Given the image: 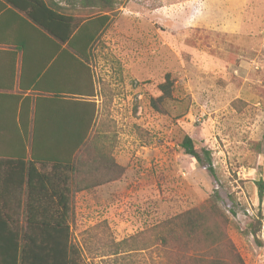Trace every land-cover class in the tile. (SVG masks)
<instances>
[{
    "label": "rangeland",
    "instance_id": "rangeland-1",
    "mask_svg": "<svg viewBox=\"0 0 264 264\" xmlns=\"http://www.w3.org/2000/svg\"><path fill=\"white\" fill-rule=\"evenodd\" d=\"M55 1L69 9L73 0ZM176 3L116 0L94 46L98 132L125 171L74 197L73 241L87 264H169L157 248L117 244L215 192L245 264H264V0H249L240 35L199 27ZM167 75L172 100L157 111L151 100ZM186 136L210 151L215 175L181 147Z\"/></svg>",
    "mask_w": 264,
    "mask_h": 264
},
{
    "label": "trees",
    "instance_id": "trees-1",
    "mask_svg": "<svg viewBox=\"0 0 264 264\" xmlns=\"http://www.w3.org/2000/svg\"><path fill=\"white\" fill-rule=\"evenodd\" d=\"M70 3L68 9L55 0H0V47L7 45L21 53L17 83L16 52L4 53L13 60L11 67L4 65L5 78H1L3 70H0V96L6 100L4 109L15 107L14 121L21 90L32 89L34 95H48L47 102L56 106L59 102L80 104L70 99L95 96L94 46L112 23L116 0ZM84 13L95 16L85 19L78 16ZM14 27L20 30L22 41L2 38L7 29ZM36 59L43 63L35 65ZM16 86L20 89L18 94L14 93ZM172 87L173 81L167 75L159 86L161 95L151 100L153 108L161 111L162 105L172 100ZM85 105L91 106V114L82 123L84 128L51 132L56 136L53 143L61 144L40 143L38 136L46 132L35 130L31 132L30 145L22 143L0 149V200L11 189H25L23 209L14 213V217L6 206L0 205V236L13 238L0 243V264H87L84 252L73 241L74 197L115 182L125 169L116 163L108 136L98 132L101 129L97 125L95 103ZM70 110L68 105L66 111ZM68 119L78 122L84 118ZM180 145L199 163L208 164L210 173L215 175L210 151L198 152L189 136ZM259 186L262 198L263 184ZM12 217L15 220L11 224ZM21 218L26 224L21 223ZM229 224L230 217L221 206L220 194L215 192L202 206L162 220L117 247L124 246L125 252L154 247L165 254L169 264H245L229 236ZM255 229L256 224H252L253 233ZM120 251L117 248L115 254Z\"/></svg>",
    "mask_w": 264,
    "mask_h": 264
},
{
    "label": "crops",
    "instance_id": "crops-1",
    "mask_svg": "<svg viewBox=\"0 0 264 264\" xmlns=\"http://www.w3.org/2000/svg\"><path fill=\"white\" fill-rule=\"evenodd\" d=\"M176 2V4H179L182 7L186 4L188 17L193 18L195 24L199 27H203L209 31H214L215 33H221L223 35H240L244 32V19L247 16L249 0H176ZM7 31L8 32H5L6 36L2 38L6 40L18 39L22 41L20 39V30L18 28H10V30L7 29ZM2 32L3 31L1 30V34ZM0 50L3 52L0 56V70H3L1 78H5V76H7V73L4 72L6 71L5 66L7 68L11 67L13 60H11V58L6 56L4 53L9 51L17 53V49H11V47H8L7 45H1ZM17 54L18 58L15 63V71L17 73V77L15 79L16 83L19 81L18 75L21 71V62L19 60L21 53L18 52ZM32 62L33 59L29 60L30 65ZM34 63L35 65H40L43 62L36 59ZM19 90V86H16L14 93L18 94L17 91ZM31 90L32 89L20 91L22 99L20 101L19 108L17 109V117L15 121L13 120L15 107L12 106V108L8 109L9 111L4 109L6 100H4L5 98L3 96H0V149L11 145H20L22 143L30 145L31 132H34L35 130L46 132L41 133L38 136L40 143L44 145L61 144L53 143V141H56V136H54L51 132L63 130L66 133L67 131L78 129V126L79 128H84V126L81 125L82 123L83 125L85 124V119L87 121L89 120L91 114V106H86L85 104L95 103L96 98V95L91 98L79 97L70 100L79 101L80 104L73 105L72 103L66 104L64 102H59L56 106L50 105L47 102V99L50 98V96L34 95ZM68 105L71 109L70 112L66 111V107H68ZM84 108L87 110L85 111ZM95 110L98 119L97 125H99V108L96 103ZM5 115L7 117H4ZM21 115L22 120L20 118ZM36 115H38V122L36 121ZM70 116L82 117L84 119L83 121L81 119L78 122H73L68 119ZM49 170L50 169H48V171ZM24 190V188L21 189V191L11 189L10 194L8 196L6 195L7 197L5 199L0 200L5 202L0 203V205L6 206V210H9L13 217L14 213H18L23 209L22 201L25 194ZM13 217L9 220L11 224L13 223L12 221L15 220ZM21 223L26 224V220L21 218ZM3 241H13V238L0 236V243Z\"/></svg>",
    "mask_w": 264,
    "mask_h": 264
}]
</instances>
